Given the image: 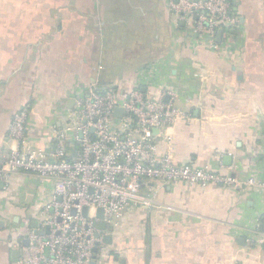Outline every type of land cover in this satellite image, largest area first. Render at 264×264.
I'll return each instance as SVG.
<instances>
[{
    "label": "crops",
    "instance_id": "0c3cea01",
    "mask_svg": "<svg viewBox=\"0 0 264 264\" xmlns=\"http://www.w3.org/2000/svg\"><path fill=\"white\" fill-rule=\"evenodd\" d=\"M239 18L211 49L169 0H0V148L31 103L29 144L54 130L90 84L126 95L149 84L188 115L168 130L178 164L264 181V0H231ZM75 149L71 148V152ZM150 210L108 227L106 264H264V191L162 185ZM52 184L28 173L0 181V264H18L29 230L48 220Z\"/></svg>",
    "mask_w": 264,
    "mask_h": 264
},
{
    "label": "built area",
    "instance_id": "2783aa9c",
    "mask_svg": "<svg viewBox=\"0 0 264 264\" xmlns=\"http://www.w3.org/2000/svg\"><path fill=\"white\" fill-rule=\"evenodd\" d=\"M169 6L211 49H217L219 32L228 39L239 24L231 0H169ZM176 98L149 84H137L126 95L90 84L74 93V106L51 135L48 152L29 144L30 106L15 114L8 139L16 149L0 148V181L28 173L52 184L41 229L48 233L29 230L19 238L27 244L18 264H106L111 250L100 224L117 227L127 211L155 207L156 183L264 191V181L254 177L243 181L214 174L190 162L178 164L171 150L160 152L162 142L173 143L168 130L189 118L176 107Z\"/></svg>",
    "mask_w": 264,
    "mask_h": 264
},
{
    "label": "water",
    "instance_id": "95a60500",
    "mask_svg": "<svg viewBox=\"0 0 264 264\" xmlns=\"http://www.w3.org/2000/svg\"><path fill=\"white\" fill-rule=\"evenodd\" d=\"M219 35H222V32H219ZM121 115H122V110H118L117 116L120 117ZM84 214L85 215L87 214V209H85ZM99 218L100 219L103 218V211L102 210L99 211ZM99 227L101 230L107 231V225L105 223H101ZM45 232L48 233V229H46V231H41V234H44ZM105 241L107 244H110L111 243V237L109 235H107Z\"/></svg>",
    "mask_w": 264,
    "mask_h": 264
},
{
    "label": "trees",
    "instance_id": "16d2710c",
    "mask_svg": "<svg viewBox=\"0 0 264 264\" xmlns=\"http://www.w3.org/2000/svg\"><path fill=\"white\" fill-rule=\"evenodd\" d=\"M25 106H30V109H31V103H26V104L23 105L22 107H25ZM22 107H21V108H22ZM21 108H20V109H21ZM20 109H19V110H20ZM19 110H18V111H19ZM18 111H17V112H18Z\"/></svg>",
    "mask_w": 264,
    "mask_h": 264
}]
</instances>
